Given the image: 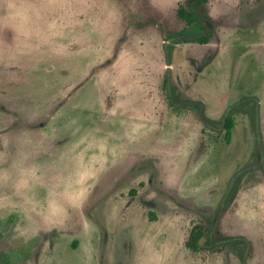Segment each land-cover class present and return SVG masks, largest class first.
Wrapping results in <instances>:
<instances>
[{
    "label": "rangeland",
    "instance_id": "374dc122",
    "mask_svg": "<svg viewBox=\"0 0 264 264\" xmlns=\"http://www.w3.org/2000/svg\"><path fill=\"white\" fill-rule=\"evenodd\" d=\"M195 2L0 0V218L39 237L25 264H264V0ZM202 222L216 250L186 246Z\"/></svg>",
    "mask_w": 264,
    "mask_h": 264
},
{
    "label": "trees",
    "instance_id": "16d2710c",
    "mask_svg": "<svg viewBox=\"0 0 264 264\" xmlns=\"http://www.w3.org/2000/svg\"><path fill=\"white\" fill-rule=\"evenodd\" d=\"M207 0H196V5H202ZM178 16L183 19L187 24L192 26H201V22L199 18L195 15V13L185 8L183 5H180L177 8ZM211 38V35L204 34L190 41L199 42V43H207ZM167 81L164 80L163 87L166 89ZM169 104L174 107L178 108L176 105L173 104L171 99L168 97ZM234 125L233 117L227 116L224 122V138L226 141H229L231 136V130ZM131 194H134L135 189H131ZM15 214L11 213L6 217L0 218V264H25L28 260H30L38 245H39V237H34L28 240L26 243L22 244H13L8 240V231L11 225L14 223ZM206 226L202 223L195 224L192 229L190 230L189 236L186 240V246L194 251L200 249H209L213 250L217 248L216 246L212 247H201L199 246L200 239L205 235ZM216 250V249H215Z\"/></svg>",
    "mask_w": 264,
    "mask_h": 264
}]
</instances>
